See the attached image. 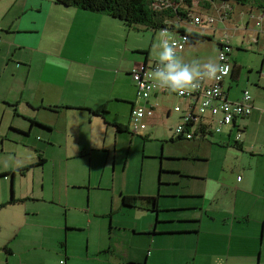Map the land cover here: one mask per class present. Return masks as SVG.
I'll return each instance as SVG.
<instances>
[{"label": "crops", "instance_id": "0c3cea01", "mask_svg": "<svg viewBox=\"0 0 264 264\" xmlns=\"http://www.w3.org/2000/svg\"><path fill=\"white\" fill-rule=\"evenodd\" d=\"M214 3L218 7L225 2ZM226 4L230 10L226 14L220 11V18L214 7L208 10L195 6L192 14L214 16L217 19L215 28L219 29L213 30L214 34L218 32L219 36L228 35L231 46L234 44L239 50L246 45L257 47V51L263 53L264 57V43L260 45V39L264 38V11L254 5ZM117 23L122 25L104 14L66 8L57 5L54 0H0V27L5 29V32L1 33L8 36L16 33L28 35L21 38L12 36L2 42L5 54L0 53V82L10 89L8 96L1 101L0 153L24 157V152L29 150L35 152L39 161V157L43 158L44 155L46 158L53 148H61L56 141L59 128L60 132H68L65 160L87 159L88 173L91 175L94 166L93 153L104 150L106 146L107 125L111 126L115 133L130 131L128 125L126 130L117 131L116 125H125L120 119H114L112 123L105 121L111 113L110 104L127 102L129 121V113L135 101V86L129 72L134 68L158 62V59L150 60L154 37L151 41L147 39L146 42L138 44L133 36L134 32L129 29L126 32L124 47H117L118 42L111 36L112 48L103 53L101 46L108 41V30L114 29ZM190 31L195 33L194 30ZM150 32L152 36H159L158 45L163 49L160 46V33ZM170 34L176 36L177 32ZM190 45L192 43L187 44L178 54L182 60V54ZM92 56H95L96 60ZM112 56L120 66L121 76L114 78L110 86L104 80L96 83L92 73L98 68L95 61ZM263 64L264 58L255 79H250L251 74L244 77V81L258 88L257 93H262L263 96H252L245 87H242L244 89L241 91L238 89L241 67L236 78L231 74V83L226 86L228 76L222 85L227 98L233 102L240 98L243 91L250 94L253 110L249 116L235 119L231 125L222 127L219 133L205 131L197 138L186 140L197 141L193 149L195 155L192 151H187V155L200 164L210 162V157L200 160L196 155L204 142L230 148L228 154L231 155V162L228 163L229 157L226 156L217 178L184 174L181 170L174 171L177 176L173 181L161 179L153 192L139 191L137 195L133 194L138 197L133 207H125L118 202L116 208L113 209L111 205L110 211L101 215L89 210L90 197L89 204L85 206L87 210L80 207L79 211L86 212L87 221L82 225L78 222L64 224L66 233L63 236L67 245L65 242L62 250L42 246L44 252H38L36 258H26L21 264H264V175L249 173L243 183L244 170L238 171L241 158L247 155L243 136L258 124L257 118L264 124V83L259 81L264 79ZM72 68L76 74L83 76L82 80L75 81V77L69 79ZM189 68L192 69L190 66ZM199 70L205 71L203 68ZM110 87L116 88L115 93H109ZM123 87H126L129 93L125 94ZM159 97H153L151 101L157 103L156 99ZM104 103H107V106L103 115L89 112ZM178 104L184 102L179 100ZM161 111L149 121V127L152 128V120H156L158 116H170V112L167 113L163 109ZM69 112L87 116L90 130L85 139H82L75 129L61 128L62 122L66 125ZM18 119L21 123H18ZM32 121L34 123H31ZM4 122L7 127L2 128ZM37 129L44 134V142L39 146L22 145L24 136ZM151 131L149 129L141 132L142 134L138 133L144 143L154 138ZM168 132L172 139L170 142L183 141L173 138L172 127H169ZM237 132L241 137L236 145ZM131 133L135 135L132 131ZM131 135L130 140L133 139ZM214 138L218 140H213ZM252 146L251 144L250 147ZM263 147L264 137L257 150ZM189 160L185 154L184 161ZM45 163L46 160L37 167L43 170ZM1 171H7V168ZM26 175L27 173L19 174L21 177ZM19 176L15 174L13 179ZM2 178L9 180L10 184L13 181L9 177ZM182 179L202 184L182 186L179 185V180ZM64 181L68 189L87 186L90 190V180L86 185H82L84 183L79 181L76 171L66 173ZM121 195L125 194L119 195L120 201ZM13 197L15 200L30 201L33 196ZM146 197H156V208L146 201ZM90 215L91 218L98 219L95 237L91 233ZM203 226L210 237L216 236L217 239L202 240ZM78 230L86 235L85 246L79 245V249L85 252L68 248L70 235ZM10 251V254H6L12 256L13 252L11 249Z\"/></svg>", "mask_w": 264, "mask_h": 264}, {"label": "rangeland", "instance_id": "374dc122", "mask_svg": "<svg viewBox=\"0 0 264 264\" xmlns=\"http://www.w3.org/2000/svg\"><path fill=\"white\" fill-rule=\"evenodd\" d=\"M262 1L252 0L251 4L256 6V3ZM184 27L188 31L194 30L197 34L206 36L209 39H204L190 45L182 54L183 61L187 62L192 69L197 67L190 64L194 59L200 60L202 63L209 61L216 63L219 51L217 47L219 33L216 32L214 34L213 30L219 31V29L215 28V25L212 28L209 26L201 27L193 25H185ZM113 28L112 30H108L109 38L107 43L101 46L103 53L112 48L111 36L114 37V41L118 42L117 47H124L126 44V32L129 28L122 27L119 23ZM129 30L134 32L133 36L138 44L146 42L147 39L151 41V38L154 37L150 48V60L158 59L159 53L163 51L158 45L159 36H152L150 30H147L144 26H135ZM1 31L5 32V29L0 27V53L3 54H5V51L3 50L4 44L2 42L6 38L28 36L25 33L10 34L8 36L1 33ZM263 43L264 38H261L260 45H263ZM231 47V63L241 67L238 89L240 88L241 91L244 89L242 87H245L252 96H255V94L263 96L262 93H257L258 88L244 81L246 74H251L250 79H255L264 58L263 53L258 52L257 47H249L248 45L240 50L234 44ZM50 49H52L51 45ZM92 58L96 60L95 56H92ZM97 60L98 62L95 61V63H97L96 67L98 68L92 72L94 73L93 80L96 83L104 80L110 86L114 78L121 76L122 73L119 71L120 66L115 61L114 56ZM262 71H264V64ZM74 77L75 81L83 79V76L76 74V71L72 68L69 73V79ZM259 81L260 83H264V79ZM228 83H231V79L226 81V86ZM234 86L236 85H232V87ZM8 89L10 88L0 82V115L2 114L1 104H3L1 101H4L3 98L8 96ZM115 90L116 88L110 87L109 93H115ZM123 92L127 94L129 90L123 87ZM178 101V99L171 95L160 96L156 99L158 104L156 113H161V109L170 110L171 112L168 118L158 116L159 118L152 120V128L149 127V121L152 118L147 120L148 125L146 130H152L151 136L155 139L145 141V143L140 135H131V130L128 133H115L114 129L107 125L106 146L104 150L93 153L94 166L91 175L88 173L87 159L76 158L65 160L67 158L64 156V153L66 142H68L66 138L68 132H60L61 129L57 128L59 137L56 141L61 148H53L50 154L46 155V158L42 155L46 160L43 170L40 167L34 166L25 171L27 173L25 177L19 176L20 173L16 172L19 177L13 179L11 184L9 180L0 178V203H6L10 199L11 194L16 198H21L24 195L33 196L30 198V201L9 205L0 211V264H8L9 262L10 264H21V261L26 258H36L38 252H44L41 249L42 246L62 250L63 243L66 242L67 245V241H64L63 236L66 233L64 224L67 222L68 225H71L78 222L79 225H82L85 223L84 221H87L86 212L80 213L79 211L80 207H84L85 211L87 210L85 206L89 204L90 197L92 208L90 206L89 210L91 212L94 210L96 211L95 213L101 215V213H108L111 205H113V209L117 207L118 202H121L120 194L137 195L139 191L141 193H151L157 189L161 179L162 181L163 179L170 181L176 179L175 176L177 175L174 171L181 170L184 174H199L208 176L209 178H217L226 156L229 157L228 163L231 162V155L228 154L229 147H220L213 143L210 145L208 141L204 142V145H201L196 155H198L200 160H207L210 157V162L200 164L187 155V151H192V154L196 153L193 149H195L197 141H169L170 134L168 129L169 127L173 128L179 120V115L173 112V107L178 104ZM109 108L112 109L110 115L105 119L107 123H112L111 121L114 119H120L125 123L123 127L129 126V105L127 102H112ZM76 114L73 115L69 112L66 125L62 122L61 128L75 129L80 137L85 139L89 136L90 130L87 116ZM256 120L258 124L248 130V132L246 131L243 136L244 149L247 155L241 158L238 166V171L242 172L244 170L245 173L243 183H245L246 176L248 177L249 173L256 174L257 176H260V174L264 175V147L257 150L258 144L261 143L264 137V124L260 121V118ZM18 123H21L19 119ZM4 127H7L5 122L2 124V128ZM146 130L140 131V133ZM129 134L133 136V139L130 140ZM26 136H24V140L21 142L22 145H27L28 147L32 145L39 146L44 142V134L38 129ZM71 140L69 139V141ZM213 140H218V138H214ZM17 143L19 144L18 141ZM251 144L253 145L252 147H250ZM257 151L259 154H256ZM185 154L190 159L189 161H184ZM35 155V152L29 150L24 152V157L0 153V173L5 172L1 171L3 168H7V171L13 172L18 168H25L30 164L36 163L38 158ZM160 169L163 172L159 173ZM70 171L78 173L79 181L84 183L82 185H86L87 181L90 180V190L87 186L68 189L64 183V177ZM254 178L252 179L253 185ZM197 184L200 185L202 183L184 181L183 179L179 180V185L182 186H196ZM31 189H33V192H31ZM91 219V233L95 237L98 219ZM202 232L201 238L204 241L208 238L217 239L216 236L210 237L204 226ZM86 242L85 233L78 230V232L70 235L68 248L70 250L76 249L78 252H85V250L79 249V245L85 246ZM4 246L12 250V256L5 253L3 250Z\"/></svg>", "mask_w": 264, "mask_h": 264}, {"label": "built area", "instance_id": "2783aa9c", "mask_svg": "<svg viewBox=\"0 0 264 264\" xmlns=\"http://www.w3.org/2000/svg\"><path fill=\"white\" fill-rule=\"evenodd\" d=\"M211 7H214V10L217 11L219 18L220 11L226 14L230 10L229 5L226 3L216 7L213 2ZM188 22H179L177 25L183 29H186L185 25L212 27L217 22V19L214 16H194V14H191ZM167 32L170 34L168 30ZM170 37V43L172 40L176 42L178 55L184 50L187 39L183 35L173 36L170 34ZM168 38V36H162L161 43ZM217 42L219 51L216 64L226 65L228 68L227 74L218 72L217 76L219 79L202 80L199 82L200 86L198 89L185 92L183 95L170 92L158 86L151 78V74L156 69L158 62L134 68L129 72V76L135 86V101L129 113V128L133 133L138 134L140 131L147 129V120L155 116L158 108V104L151 101L156 96L171 95L184 102V104H178L173 107V112L179 115V120L173 127L172 136L175 139L192 140L204 134L205 131L219 133L222 127L231 125L235 119L244 118L251 114L253 110L252 99L247 91H243L240 98L233 102L227 98L226 93L222 90L223 82L231 73L232 65L229 60L231 47L230 40L226 34L219 36ZM160 67H163V65H160ZM166 111L167 113L171 112L170 110ZM240 137V133L237 132L235 140L238 141Z\"/></svg>", "mask_w": 264, "mask_h": 264}, {"label": "trees", "instance_id": "16d2710c", "mask_svg": "<svg viewBox=\"0 0 264 264\" xmlns=\"http://www.w3.org/2000/svg\"><path fill=\"white\" fill-rule=\"evenodd\" d=\"M235 3L241 6L253 5L252 0H54L57 5L66 8H76L91 13L104 14L116 21H119L124 27L133 29L135 26H144L147 30L158 32L166 28L169 32H177L176 36H185L186 45L195 43L204 39H209L206 36L199 35L196 32H191L177 25L179 22L189 23V17L192 14L193 7H201L203 9H210L213 2ZM164 8L162 9V7ZM256 8L264 11V0L256 3ZM162 41V38H161ZM162 45V43H161ZM231 47V46H230ZM229 60L231 62L230 56ZM157 62V61H156ZM153 63V62H152ZM240 66L232 64V70L229 75L233 73L234 77L238 75ZM107 103L102 104L95 110H89L90 113L96 115H103L106 113ZM31 123H34L33 121ZM117 131L126 130L127 127L116 125ZM169 141H172L170 139ZM237 145V141L235 143ZM45 159L39 157L38 163L28 165L25 168L17 169L16 171H5L0 173V178L9 177L13 179L16 172L24 175L25 171L43 164ZM162 170H159L161 173ZM137 196L121 195V203L125 207H133L137 200ZM146 201L151 203L156 208V197H146ZM27 199L15 200L13 194L11 199L6 203H0V211L8 205L22 203ZM64 246V243H63ZM5 253L10 254V249L7 246L3 247Z\"/></svg>", "mask_w": 264, "mask_h": 264}, {"label": "clouds", "instance_id": "9594fccd", "mask_svg": "<svg viewBox=\"0 0 264 264\" xmlns=\"http://www.w3.org/2000/svg\"><path fill=\"white\" fill-rule=\"evenodd\" d=\"M161 36H168L160 45L163 51L158 55V64L151 74V78L155 83L174 93L183 95L185 92L194 91L199 88V82L202 80L219 79L217 73L227 74L226 65H218L211 61L202 63L200 60H192L190 64L197 66L190 69L188 63H184L182 58L177 55L176 42L171 40L170 34L166 29L161 30ZM163 65V67H160ZM202 67L205 71L200 72Z\"/></svg>", "mask_w": 264, "mask_h": 264}]
</instances>
